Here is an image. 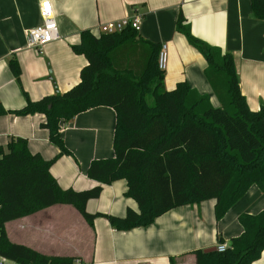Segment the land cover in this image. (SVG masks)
Listing matches in <instances>:
<instances>
[{
	"label": "trees",
	"instance_id": "obj_1",
	"mask_svg": "<svg viewBox=\"0 0 264 264\" xmlns=\"http://www.w3.org/2000/svg\"><path fill=\"white\" fill-rule=\"evenodd\" d=\"M252 17L264 21V0H251ZM176 32L202 55L204 76L220 106L199 95L186 83L173 90L164 86L158 70L161 46L141 40L125 28L99 37L83 31L72 46L86 59L79 83L63 94L31 101L5 110L25 117L44 115L41 128L58 148V156H71L60 137L62 125L97 107L115 112L114 157L94 160L87 176L97 185L89 190L62 189L50 173L55 159L44 160L28 150L21 138L0 146V257L17 264H74L75 257L42 255L9 242L4 226L56 205L74 207L92 226L99 214H89L86 204L98 199L102 187L118 180L127 184L126 197L138 212L127 209L123 218L106 216L117 231L150 226L156 218L178 207L213 200L214 218L221 220L247 191L256 186L264 192V109L250 111L242 96L231 54L192 36L179 15ZM8 68L20 82L21 70L12 57ZM242 234L230 240L223 253L196 251L195 264H252L264 251V210L238 217ZM221 243V239H219Z\"/></svg>",
	"mask_w": 264,
	"mask_h": 264
},
{
	"label": "crops",
	"instance_id": "obj_2",
	"mask_svg": "<svg viewBox=\"0 0 264 264\" xmlns=\"http://www.w3.org/2000/svg\"><path fill=\"white\" fill-rule=\"evenodd\" d=\"M50 1L58 39L38 53L27 47L26 33L41 24V0H0V105L5 110L24 107L26 97L37 101L76 86L86 59L71 47L79 44L83 31L99 37L101 26L123 19L139 20L141 40L166 46V90L184 82L208 96L212 107H219L204 76V58L176 32L179 15L189 24L192 36L232 55L250 111L264 109V21L252 17L251 0ZM12 57L21 70L19 83L8 68ZM44 121L41 114L0 116V146L5 148L10 138L24 139L30 153L47 161L56 158L50 173L62 189L95 187L87 172L92 161L114 157V110L93 108L61 126L60 137L71 156H58V148L41 128ZM126 192L124 180L103 186L99 198L86 204L89 214H99L92 226L74 207L56 205L6 223V237L42 255L75 257L74 264H195L196 251L218 244L229 247L230 240L242 234L240 215L254 216L264 210V192L252 186L219 221L214 218L215 201L210 200L174 208L150 226L117 231L106 216L123 218L127 209L138 212ZM252 264H264V251Z\"/></svg>",
	"mask_w": 264,
	"mask_h": 264
},
{
	"label": "built area",
	"instance_id": "obj_3",
	"mask_svg": "<svg viewBox=\"0 0 264 264\" xmlns=\"http://www.w3.org/2000/svg\"><path fill=\"white\" fill-rule=\"evenodd\" d=\"M38 15L41 19V24L27 31L26 45L28 48L41 52L42 48L58 39V26L55 19L54 10L50 0H41L38 7ZM125 28H130L138 32V19H123L118 22L109 23L100 27L101 34L112 35L120 33ZM167 65L166 46L162 45L157 59V68L160 71H165ZM228 249L224 244H218L215 250L218 253H223ZM0 264H17L11 260L0 257Z\"/></svg>",
	"mask_w": 264,
	"mask_h": 264
},
{
	"label": "water",
	"instance_id": "obj_4",
	"mask_svg": "<svg viewBox=\"0 0 264 264\" xmlns=\"http://www.w3.org/2000/svg\"><path fill=\"white\" fill-rule=\"evenodd\" d=\"M215 251H216L215 248H210L205 250L206 253L215 252Z\"/></svg>",
	"mask_w": 264,
	"mask_h": 264
}]
</instances>
